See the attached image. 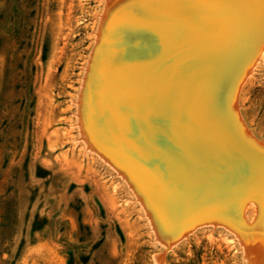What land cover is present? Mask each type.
I'll return each mask as SVG.
<instances>
[{"label": "rangeland", "instance_id": "rangeland-1", "mask_svg": "<svg viewBox=\"0 0 264 264\" xmlns=\"http://www.w3.org/2000/svg\"><path fill=\"white\" fill-rule=\"evenodd\" d=\"M116 1L0 0V264H264V176L232 193L240 161L210 150L182 168L160 149L153 169L129 170L92 134L85 82ZM259 49L243 53L229 105L264 148V34Z\"/></svg>", "mask_w": 264, "mask_h": 264}, {"label": "bare ground", "instance_id": "bare-ground-1", "mask_svg": "<svg viewBox=\"0 0 264 264\" xmlns=\"http://www.w3.org/2000/svg\"><path fill=\"white\" fill-rule=\"evenodd\" d=\"M110 9L107 17L110 31L103 35L93 55L85 82L87 87L92 85L93 93L87 91L92 103L87 101V96L83 101L85 105L91 103L88 109L95 107V119L89 116L97 122L98 132L92 134L100 138L98 142L110 146L129 170L153 169L160 149H167L175 160L173 164L181 166L191 162L197 165V161L204 160L207 150L218 155L225 165L238 159L240 162L234 168H238L239 175L236 174L234 184L231 181V192L242 183L248 184L264 176L263 144L258 145L241 128L229 105V92L243 53L260 50L264 34V0H117ZM145 173L139 174L146 175L147 179L149 173ZM214 177V182L219 180ZM189 182L192 185V181ZM224 194L222 192V196ZM205 200L208 201L207 197Z\"/></svg>", "mask_w": 264, "mask_h": 264}]
</instances>
